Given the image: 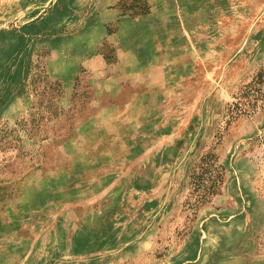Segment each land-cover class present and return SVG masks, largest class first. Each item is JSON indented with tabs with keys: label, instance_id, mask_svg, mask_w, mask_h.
I'll return each instance as SVG.
<instances>
[{
	"label": "rangeland",
	"instance_id": "1",
	"mask_svg": "<svg viewBox=\"0 0 264 264\" xmlns=\"http://www.w3.org/2000/svg\"><path fill=\"white\" fill-rule=\"evenodd\" d=\"M260 72L264 0H0V264H264Z\"/></svg>",
	"mask_w": 264,
	"mask_h": 264
},
{
	"label": "trees",
	"instance_id": "2",
	"mask_svg": "<svg viewBox=\"0 0 264 264\" xmlns=\"http://www.w3.org/2000/svg\"><path fill=\"white\" fill-rule=\"evenodd\" d=\"M238 96L239 101L233 107V118L254 114L259 102L264 100L263 72H260L255 80L247 84ZM225 169V165L219 162V156L216 152L204 155L200 162L195 165L191 174V184L195 186L196 191L201 190V192L193 204L194 210H197L199 205L208 202L212 196L220 192L219 187L224 183Z\"/></svg>",
	"mask_w": 264,
	"mask_h": 264
},
{
	"label": "crops",
	"instance_id": "3",
	"mask_svg": "<svg viewBox=\"0 0 264 264\" xmlns=\"http://www.w3.org/2000/svg\"><path fill=\"white\" fill-rule=\"evenodd\" d=\"M152 63L153 62H151V64ZM148 64H150V61L147 59V57L145 55L142 54L140 56V81L141 80H144V79H148L150 75L153 76V74H152L153 68L152 67L150 68L151 69V72L145 71V69L147 68L146 66ZM153 77H155V76H153ZM146 93H150L149 94L150 95V98H154L155 96L159 97L161 94L162 95H167L166 92H163V91L160 92L161 94H158L159 91H157V90H150V91H147L146 92V91H143V89H141V87H140V108L143 106L142 103H144V102H143L142 99L144 97V94H146ZM160 101H162V99H158V102H160Z\"/></svg>",
	"mask_w": 264,
	"mask_h": 264
}]
</instances>
